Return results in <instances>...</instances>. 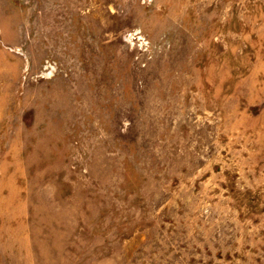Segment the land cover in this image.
<instances>
[{"label":"rangeland","instance_id":"rangeland-1","mask_svg":"<svg viewBox=\"0 0 264 264\" xmlns=\"http://www.w3.org/2000/svg\"><path fill=\"white\" fill-rule=\"evenodd\" d=\"M0 264H264V0H0Z\"/></svg>","mask_w":264,"mask_h":264}]
</instances>
